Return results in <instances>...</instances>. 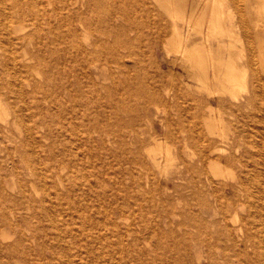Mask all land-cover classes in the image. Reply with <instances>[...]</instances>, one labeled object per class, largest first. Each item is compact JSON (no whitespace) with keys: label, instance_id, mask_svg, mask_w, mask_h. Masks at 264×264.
<instances>
[{"label":"rangeland","instance_id":"374dc122","mask_svg":"<svg viewBox=\"0 0 264 264\" xmlns=\"http://www.w3.org/2000/svg\"><path fill=\"white\" fill-rule=\"evenodd\" d=\"M135 1H80L66 9L75 16L72 26H62L53 15L52 32L40 34L47 40L43 53L53 63L67 56L71 81L67 112L72 124L56 134L57 152L44 151L53 138H38L42 147L31 144L3 162L0 264H264V184L260 181L264 174V112L251 119L229 118V98L215 96L206 104V92L194 81L191 89L184 87L187 93L178 99L179 104L168 100L165 83L170 75L187 78L190 73L174 66L176 53L164 49L173 35V23L165 9L157 0H148L144 6H136ZM227 1L222 8L224 22L234 24L240 13L233 7L229 10L231 0ZM256 2L240 0L249 23L258 19ZM94 10L104 17L113 10L133 16L132 23L121 17L110 22L135 29L129 34L131 47H118L119 55L132 54L123 58L129 72L121 73L110 65L99 71L97 78L83 73L84 54H77L73 47L74 42L82 41V28L75 19L77 15L95 19ZM231 39L234 55L242 62L246 53L240 46L243 34ZM81 43L89 47L87 42ZM143 89H153L157 101L148 103L147 98L138 96ZM175 92L176 88L170 89L171 95ZM238 96L245 98L246 92L241 89ZM218 99H225V105ZM122 105L133 108L134 113L118 111ZM176 105L187 110L185 118L191 127L196 116L206 120L211 113H222L224 123L220 126L228 144L206 130L200 135L166 138L167 118L178 119ZM120 119L122 125L130 121L134 133L128 134L129 130L118 124ZM105 124L107 134L95 132L94 125ZM13 135L18 142L24 139L18 132ZM155 140L168 141L171 147L175 160L165 169L161 152L156 157L162 168L149 156ZM204 154L206 160L198 165L196 160ZM44 173L52 175L44 179L47 189L40 181ZM22 185L30 190L29 203H22Z\"/></svg>","mask_w":264,"mask_h":264},{"label":"bare ground","instance_id":"6f19581e","mask_svg":"<svg viewBox=\"0 0 264 264\" xmlns=\"http://www.w3.org/2000/svg\"><path fill=\"white\" fill-rule=\"evenodd\" d=\"M80 1L82 2L83 0H0V171L2 170L3 162L9 155L21 153L20 149L26 146L29 147L31 144L37 148L42 147L39 144L38 138H53V144L49 148L44 147V151L51 150L52 152H57L56 142L58 141L55 140L57 139L56 134L60 131L64 132L65 127L72 124V117L70 116V119L67 112L71 96V81L67 77L66 71L67 56L58 58L53 63L47 54L43 53L42 46L45 45L47 40L46 37L40 34H44L45 31L52 32L51 23L53 15L60 19L62 26H72L73 22H75V16L67 14L66 9L71 5L80 4ZM147 2L148 0H137L135 4L136 6H144L148 5ZM157 2L165 9L173 23L172 38L167 40L168 42L164 49L166 48L167 53H176L177 59L174 66L178 65L182 69V72L187 70L190 73L187 78L182 74H178L177 76L170 75L165 83L167 99L169 98L168 100H170L172 98L173 102L176 101L175 104H179L178 99L183 98L187 93L183 92L184 87L191 89L193 86L191 82L194 81L196 87L200 91L202 90L201 92H206V104H209L210 98L215 96L229 98L227 102L230 106L228 108L230 110V113L228 112L229 118L230 116H237L238 120H243L244 117L251 119L256 114L263 113L264 0H257L256 2L259 14L258 19H255L254 23L253 21L249 23L246 20L240 0H231L228 9L230 8L229 10H231V7H233L240 13V20L234 24H226L224 22L225 13L222 8L228 2L227 0H157ZM96 3L97 1L93 5ZM81 6L83 7V5ZM96 12L97 17L95 19L87 18L84 15L80 17L77 15L75 19L82 28V41L87 42V45L90 47H85L81 43L82 41L80 43H73L77 54H84L83 73L87 77L90 74H94L97 78L99 71L110 67V65L116 66L115 69L121 73L129 72L130 67L123 62V58H131L132 54L128 53L121 56L119 55L118 47H131L133 40L129 37V34L135 31V29L125 27V25L116 27L110 22L114 21L115 18L121 17L132 23L134 22L132 20L133 16L131 18L129 13L125 12L123 14L119 10H113L110 14L105 15L106 17L98 13V11ZM178 20L181 25H179ZM72 31L74 34L76 28H72ZM239 33L243 34V39L240 43L241 50L246 52L245 56L242 55V62H239L240 57L238 58L234 55L233 47L235 45L233 44L234 40L231 39ZM91 36L94 37L93 40ZM102 36L106 38H102ZM225 38H228V40ZM79 39L81 40V38ZM88 39L91 40L88 42ZM29 47H33L35 52H30ZM101 49H104V51ZM30 61L33 62V65H30ZM38 77H41L43 81L37 80ZM111 78L115 83L117 82L115 76L112 75ZM172 88L177 89L174 95L170 94V89ZM241 89L246 92V97L242 99L238 96ZM151 90V92H147L143 89L139 92L138 96L147 98L148 103H154L159 96L153 89ZM187 97L189 96L187 95ZM224 100L218 99L217 102L219 104L224 103L225 105L226 101ZM176 106L177 108L174 112L178 119L173 121V118L170 116L167 118L165 125L166 138L188 133V135L192 134L195 136L202 134L203 130H206L209 133L208 135H219L222 137V143L228 144L229 138L224 134V130L220 126L224 123L222 113H217L216 115L211 113L206 120L200 116H196L197 118H194L196 124L191 127L185 118L187 110H184L180 105ZM118 111L126 114L134 113V109L126 105L119 107ZM50 114H52V117ZM168 114L170 115V113ZM119 121L120 123L118 122V124L122 125V119ZM106 126L108 124L101 126L94 125L93 128H95V132H106L107 134ZM122 126L129 130L128 134L134 133L130 121H126ZM16 132L23 134L24 139L19 142L16 141V137L13 135ZM119 135L124 134L120 133ZM160 152L163 154V156L161 154L160 156L164 157L163 161H161L166 165L165 169L175 160L172 157L168 141L163 143L155 140L154 148L149 155L153 164L160 165L161 162L159 161V163L156 157ZM204 155H199L201 156L200 158L197 156L199 158L196 160L198 161V165L204 163L205 158L203 159V157H206ZM220 168L217 167V169ZM217 172L215 171V173ZM1 175L0 186L5 182ZM55 175L60 176V173H56ZM262 175L260 181L264 184V174ZM51 176L44 173L40 181L42 182V180L44 181V179L46 180ZM31 187V191L35 193L37 191L33 188L35 186ZM44 187L48 188L47 181H44ZM20 191L22 203H29L30 190L22 185L20 186ZM1 197L6 196L2 194ZM3 214V218L6 219V212ZM231 238L230 240L233 241ZM3 264H10V262Z\"/></svg>","mask_w":264,"mask_h":264}]
</instances>
